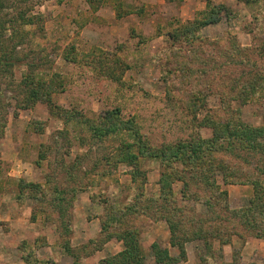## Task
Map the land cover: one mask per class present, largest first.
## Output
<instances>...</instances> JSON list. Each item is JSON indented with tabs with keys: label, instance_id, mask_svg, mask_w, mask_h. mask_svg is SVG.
Returning <instances> with one entry per match:
<instances>
[{
	"label": "rangeland",
	"instance_id": "374dc122",
	"mask_svg": "<svg viewBox=\"0 0 264 264\" xmlns=\"http://www.w3.org/2000/svg\"><path fill=\"white\" fill-rule=\"evenodd\" d=\"M207 3L224 5L231 16L187 36L180 25L188 26ZM0 19L8 20L0 36V87L6 96H18L7 99L11 105L0 128V264H106L122 246L114 239L102 245V198L112 206H134L143 264H158L163 250L169 260L160 264L257 263L243 261L241 253L246 242L263 240L233 236L230 245L214 241L211 254L199 240L175 247L165 221L139 214L150 205L145 199L158 195L164 171L147 152L194 132L210 137V129L196 128L197 120L241 93L233 83L247 72L251 76L242 80L252 78L259 86L247 103L231 107L240 109L245 123H262L264 0H0ZM172 33L187 37L173 42ZM29 72L51 84L50 104L39 101L19 110L23 95L17 83ZM202 93L206 102L193 119L191 95ZM91 126L122 129L99 137ZM129 155L134 160L120 162ZM21 181L39 184L45 192L74 185L82 190L73 203L70 238L59 239L48 206L17 198ZM172 188L177 205L195 206L179 200V182ZM224 189L233 209L246 205L251 195L247 186ZM196 208L197 215L205 212ZM235 231L239 237L245 234ZM65 240L74 252L84 248L77 259L61 249Z\"/></svg>",
	"mask_w": 264,
	"mask_h": 264
},
{
	"label": "trees",
	"instance_id": "16d2710c",
	"mask_svg": "<svg viewBox=\"0 0 264 264\" xmlns=\"http://www.w3.org/2000/svg\"><path fill=\"white\" fill-rule=\"evenodd\" d=\"M237 1L247 4V0ZM116 10L117 13L120 12L118 6ZM222 16H231L224 5L213 6L207 3L206 9L197 13L191 21L192 23L190 22L188 26L180 25V27L187 29V33H189L187 36H193L207 27L219 24L222 21ZM19 19L23 20V14L19 15ZM7 23L8 20L0 19V36H3L7 29ZM11 27L13 28V25ZM172 34L174 35L172 36L173 42L186 36L183 34L177 37L176 33ZM198 35L200 38V34ZM3 47L4 45L0 44V53L2 54ZM16 47L17 45L13 44L12 54L15 53ZM2 65L0 59V68ZM8 65L11 66V64ZM205 72L201 70L200 73L204 74ZM250 76V73L247 72L236 78L233 85L236 86L235 89L239 88L241 93L238 92L234 96L222 100L223 103L218 112L207 110V114L197 120L196 128L198 130L210 129V137L203 138L199 132H194L188 139L178 140L176 143L156 151L147 152V158L159 160L164 171L160 174L158 195L151 199H145L146 197L142 193L146 204L150 205L144 207L139 215L144 214L152 221H165L171 234L170 245L172 246L179 247L182 242L199 240L211 254L212 242L219 241L221 245H230L233 236H237L241 240L248 237L264 241V118L260 125L253 126L242 121L240 109L231 107L235 103L241 105L247 103L248 99L250 100V95L255 93L259 85L255 84L252 78L250 82L248 81L249 83L246 82ZM243 78L246 81H243ZM182 82L187 85V80ZM17 87L23 95V102L19 104V110H25L39 101L50 104L49 89L51 84L44 83L33 72L25 74L17 83ZM6 94V91L0 87V128L2 127L1 121L5 120L6 109L11 105L7 99L18 98L17 94L11 93L9 97ZM45 95H48L46 99L40 98ZM190 102L191 111H194L192 118L197 119L199 105L204 106L206 96L203 93L202 96L191 95ZM16 103L18 102L16 101ZM187 111H189L188 108ZM115 114H118V111L113 115ZM108 115L111 114L108 113ZM91 129L99 137H107L108 134L119 133L122 127L118 129L91 126ZM127 148L129 149L130 146ZM143 149L146 152L145 145L144 147L140 146V153H144ZM134 158L129 155L128 158H121L120 162L127 159L134 160ZM133 179L135 180L134 177ZM176 182L182 186L179 191V200L193 202L195 206L177 205L178 199L172 188ZM20 185L22 190L17 198L21 200L25 196L42 206H48L54 217L51 223L55 224L59 239L61 237L70 238L73 203L76 195L82 190L74 185L70 190L55 188L51 192H45L39 184L21 181ZM229 185L251 188V195L246 205L235 209L230 208L228 193L224 189ZM102 199L99 205L103 207L104 213L98 217L100 222L98 234L103 238L102 245L114 239L122 246L117 254L111 256L104 263L143 264V249L139 244L140 234L135 224L138 215L134 206L128 205L120 208L117 205H109L107 198ZM107 203L108 205H106ZM196 206L201 207L205 212L197 215ZM189 215H191L190 218L187 217ZM187 226L192 229H188ZM235 229H240L242 233H245L244 236L239 237ZM62 243L61 249L63 248V251L74 259L78 258L80 250L84 251V248L77 249L76 252L72 251L67 240ZM90 243L93 242L90 241ZM153 247L156 248V246ZM157 251L160 250L157 248ZM160 254L156 260L158 264L164 263L165 259L169 260L166 250L160 251ZM219 263L235 264L236 260L231 263H225L222 260Z\"/></svg>",
	"mask_w": 264,
	"mask_h": 264
},
{
	"label": "crops",
	"instance_id": "0c3cea01",
	"mask_svg": "<svg viewBox=\"0 0 264 264\" xmlns=\"http://www.w3.org/2000/svg\"><path fill=\"white\" fill-rule=\"evenodd\" d=\"M227 193L229 196V192ZM256 243H259L260 245L257 246ZM254 244L256 245L255 247ZM249 250L251 251L249 252ZM241 256L243 261H250L252 263L257 262L256 264H260V262H263V258H264V244L256 240L255 241L251 240L250 242L249 241L246 242L244 251L243 253H241Z\"/></svg>",
	"mask_w": 264,
	"mask_h": 264
}]
</instances>
